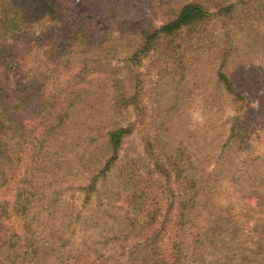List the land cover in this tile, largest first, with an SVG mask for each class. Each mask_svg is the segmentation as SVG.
<instances>
[{
    "label": "rangeland",
    "instance_id": "1",
    "mask_svg": "<svg viewBox=\"0 0 264 264\" xmlns=\"http://www.w3.org/2000/svg\"><path fill=\"white\" fill-rule=\"evenodd\" d=\"M17 2L28 15L26 42L19 48L41 34L42 46L33 48L27 61L43 75L41 92L46 95L61 85V91L74 93L77 82L67 81L78 67L63 68L55 53H47L51 43L61 41L59 21L39 0ZM190 3L209 10V22L197 31L161 37L142 52L146 34ZM72 5L75 14L86 13L79 22L90 29V54H96L99 66L89 73L78 112L73 109L60 134L50 129L73 93L47 116L34 96L20 101L17 84L0 61V102L13 108L24 130L22 154L14 159L6 187L37 194L31 230L41 236L40 249L47 236H68L61 258L66 262L73 253L68 264H78L76 258L86 259L117 228L122 231L121 216L156 210L159 220L173 201L174 217L186 207L190 223L183 229L193 234L182 238V264H264V0H122L120 5L75 0ZM111 10L117 20L109 19ZM171 10L175 13L166 15ZM220 69L230 77L232 92L218 82ZM115 79L123 81L130 95L137 94L138 110L131 105L113 115L110 87ZM121 120L133 122L134 131L124 138L107 178H99L89 191L113 156L107 130ZM14 135L4 138L12 156L20 140ZM8 194L15 209V191ZM47 206L50 212L44 211ZM13 210L10 222L21 228L23 218ZM134 236L148 238L141 230ZM118 246L112 242L110 248ZM31 250L17 264L36 263Z\"/></svg>",
    "mask_w": 264,
    "mask_h": 264
},
{
    "label": "trees",
    "instance_id": "2",
    "mask_svg": "<svg viewBox=\"0 0 264 264\" xmlns=\"http://www.w3.org/2000/svg\"><path fill=\"white\" fill-rule=\"evenodd\" d=\"M39 3L43 6L46 13L49 11L53 14L54 19L56 17L61 27V41L55 44L51 43L47 52L48 56L50 54L53 56L55 53L60 58L63 68H68V70L78 67L77 72L72 71V79L67 81L77 82L78 87L74 88V90L76 89L74 93H69L68 90L61 91L59 89L61 85L54 86L46 95H43L44 92H41L43 75L39 72V68H34V65L29 67L27 62L31 59L33 48L42 46L40 41L42 40L40 39L41 34H36L27 44L19 48L20 44L26 42V40H23L26 36L23 23L28 15L22 14L17 0H0V61L2 62L1 65L6 69L7 77L11 78L14 84H17L18 90L15 92L22 94L20 101L24 102L27 99V94L30 97L34 96L39 100L41 105L45 106L47 116L59 110L58 107H60L63 96L73 93L74 98L70 104L68 102L69 98H64L63 102L66 100L68 103L63 105L60 110L61 115L56 118L58 121L56 127L50 129V132L60 134L61 129L66 128V122L71 116L73 109L75 108L78 112V105L86 93V86L83 85L90 83L86 79H88L89 73H93V67L95 65L99 66V59L96 57V54H90L92 51L89 48L91 39L90 29L79 22L80 17H85L86 13L75 14L71 10L73 7L71 3H75V0H39ZM115 3L116 5H120L122 4V0H115ZM114 11H110L109 19L115 16L117 20V15L114 14ZM220 12L223 11L220 10ZM174 13L175 11L171 10L166 15H173ZM211 17L212 14L209 10L200 4L190 3L185 5L172 20L157 29L152 28L146 34L142 52L150 51L152 45L161 37L174 38L184 29L188 32L197 31L201 26L208 23ZM11 40L12 43H8ZM218 82L224 89L233 91V83L222 69L218 72ZM112 84L110 88L115 93L110 101V109L113 115L118 114L122 107L129 109L131 105L138 110L136 106L137 94H134V97L130 95L127 92V88L122 85L123 81L119 79L113 80ZM236 98L237 100L241 99L238 96ZM12 109L7 104L0 102V264H17L30 254L27 251L28 248L32 249L31 254L36 262L34 264H68L71 259L75 258L73 253H69L70 256L66 262L61 258L63 242L67 240L68 236H59L56 233V240H54L55 235L47 236L44 238L45 244L43 248L40 249L42 246H39L37 242L41 236H35L32 233V223L35 217V213L33 212L36 209L32 200L37 196L35 191L32 192L20 186L15 188L6 187L11 179V168H13L14 159L16 161L20 160V155L22 154L20 147L24 143V139H22L24 130L19 126L18 117L16 114L14 115ZM66 118L67 120H65ZM133 131V122L125 124L123 120L114 123L107 130L105 136L113 150V156L106 162L99 174L93 178L89 191L96 189L99 178H107L108 171L111 170L112 164L118 158L124 138ZM11 132L15 133L14 138L20 139L17 143L19 150L14 152L13 156L9 153L12 150L10 145L6 151L7 142L4 140L6 136L11 138ZM26 180L23 177V182ZM11 190L15 191L14 199L17 201L15 209L13 208L14 210L12 209L13 205H10L11 201L5 197L9 195L8 193ZM32 190H36V188ZM89 195L90 192H88L86 200L89 199ZM11 210L23 218L24 223L21 228H16L11 224L10 221L13 218ZM175 210L176 204L171 201V205L164 217L159 220L156 216L159 215V211L156 212V210H153V213L149 211L146 216H140L137 213H132L133 216H121L118 219V224H120L122 231L117 228V232H114L113 238L111 240L108 239L102 248L94 247L93 250L88 252L86 259L76 258L78 264L184 263L185 256H183L184 244L182 238L190 237L193 234L187 233L184 231L186 229H183L187 227L188 222L190 223V220L187 219V213L185 214L186 207L182 206L179 209V216L176 215V217H174ZM44 211L50 212L48 206L47 210L44 208ZM137 230L148 234V238L144 240L134 239ZM174 230L176 232H173ZM62 234L66 235L64 232ZM112 242L120 246L110 248ZM123 242L125 243L123 244Z\"/></svg>",
    "mask_w": 264,
    "mask_h": 264
}]
</instances>
